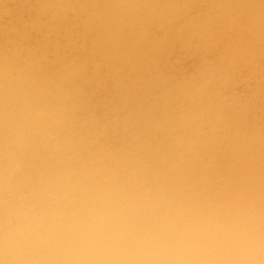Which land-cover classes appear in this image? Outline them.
<instances>
[{
	"label": "clouds",
	"instance_id": "obj_1",
	"mask_svg": "<svg viewBox=\"0 0 264 264\" xmlns=\"http://www.w3.org/2000/svg\"><path fill=\"white\" fill-rule=\"evenodd\" d=\"M0 264H264V0H0Z\"/></svg>",
	"mask_w": 264,
	"mask_h": 264
}]
</instances>
